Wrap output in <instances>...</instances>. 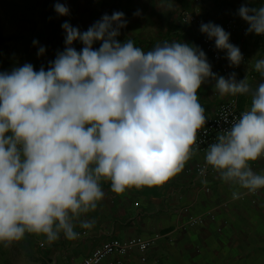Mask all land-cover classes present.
<instances>
[{
  "label": "clouds",
  "instance_id": "9594fccd",
  "mask_svg": "<svg viewBox=\"0 0 264 264\" xmlns=\"http://www.w3.org/2000/svg\"><path fill=\"white\" fill-rule=\"evenodd\" d=\"M54 8L70 15L59 0ZM237 14L248 33L264 36V3L242 4ZM127 24L122 11L105 13L87 30L64 21L65 48L47 68L24 63L0 72V245L26 234L74 240L77 224L93 226L84 217L105 196L102 180L121 194L182 172L206 131L198 95L204 84L251 103L230 121L224 115L230 126L207 146L201 174L211 166L234 199L264 190V172L252 167L264 158V81L253 87L248 75L215 73L206 52L185 41L145 51L131 38L118 39ZM200 29L226 51L230 66L245 62L221 25L202 22ZM33 44L45 54L38 40ZM253 67L264 76V58Z\"/></svg>",
  "mask_w": 264,
  "mask_h": 264
},
{
  "label": "crops",
  "instance_id": "0c3cea01",
  "mask_svg": "<svg viewBox=\"0 0 264 264\" xmlns=\"http://www.w3.org/2000/svg\"><path fill=\"white\" fill-rule=\"evenodd\" d=\"M81 1L72 0L70 16L60 15L56 21L67 19L82 29L105 13L110 15L113 6L112 0H87L89 11L85 18L78 14ZM210 6V0H123L119 11L125 13L128 24L118 39L131 38L145 51L165 40L185 41L202 48V37L207 34L200 25L210 20ZM138 10L140 14L134 15ZM187 15L196 16L198 22L184 21ZM37 20L40 45L46 47V52L38 55V48L34 47L22 55L36 70L42 65L47 68L48 62L55 59L52 55L59 50V46L48 47L51 31L41 18ZM230 39L240 44L245 38L231 33ZM252 43L240 47L245 62L233 66V72L238 79L248 75L249 82L256 87L264 76L253 65L255 59L264 58V46L257 44L255 37ZM10 48L9 53L15 57L16 46ZM207 57L213 71L226 76L223 67L230 64L226 52L221 61ZM198 95L208 119L226 102H234L241 110L251 103L246 95L222 97L214 92L212 84L202 85ZM203 157L201 152L193 155L182 172L163 184L133 186L121 194L111 190L110 181L102 180L105 196L97 209L84 217L94 221L91 228H80L77 224L76 230L81 233L78 238L69 240L61 234L60 239L51 243L43 235L26 234L7 247L0 245V264H80L105 242H126L134 237L148 239L155 234L162 237L147 252V260L141 261L137 251L129 264H264V190L234 199L232 186L223 182L212 168L204 177L196 174V166ZM252 167L264 172V158L252 162ZM192 220L196 224L191 225ZM109 259L101 264H108Z\"/></svg>",
  "mask_w": 264,
  "mask_h": 264
},
{
  "label": "built area",
  "instance_id": "2783aa9c",
  "mask_svg": "<svg viewBox=\"0 0 264 264\" xmlns=\"http://www.w3.org/2000/svg\"><path fill=\"white\" fill-rule=\"evenodd\" d=\"M183 20L192 23L198 22L197 17L194 15L184 16ZM247 28L248 26L245 25V23L242 22L238 23L233 18H228L227 22L225 23L226 31H228L229 33H239L243 37L249 36V33L246 31ZM201 41H202V49L206 52L207 55H210L216 61H221L223 59V56L226 51L218 49L215 46L214 40L209 39L207 35H204ZM234 44L239 46L237 43ZM223 72L226 76H228L230 73L233 72V66H230V64H226L223 67ZM242 111L243 110L239 109L234 102H226L222 104L216 110L214 115L208 119V122L205 125L206 131L201 130L198 133V143L200 145L199 152L205 155L207 146L215 141L217 135L220 134L221 129L230 126V124L224 123L223 117L225 114H228L230 121L235 116H239ZM203 166H204V157L202 161L197 164L195 169L196 174L200 177L206 176L211 170V166H208L207 172L201 174V168ZM194 224H196V220L191 221V225ZM161 237L162 236L160 234H155L154 236L148 239L142 237H134L126 242H121L119 240H111L96 247L94 251L90 255L86 256L80 264H101L103 261H106L109 258L112 259H109L108 264H129V259L131 258L133 253L137 251L140 254L141 261H146L147 252L157 243V241Z\"/></svg>",
  "mask_w": 264,
  "mask_h": 264
},
{
  "label": "rangeland",
  "instance_id": "374dc122",
  "mask_svg": "<svg viewBox=\"0 0 264 264\" xmlns=\"http://www.w3.org/2000/svg\"><path fill=\"white\" fill-rule=\"evenodd\" d=\"M39 1L0 0V72H10L18 65L29 63L28 58H23L24 56L22 57V55L34 47H39L33 44L34 40H38L39 44L41 43V31L37 28L39 23L37 18H40ZM71 2L72 0H64V4L70 9ZM80 3L78 14L86 18V14L89 11L88 2L87 0H82ZM183 10L185 8L181 12ZM244 38V40L239 42L240 44L236 42L241 48L242 46H251L253 44L252 39L254 36H250L248 39L247 37ZM261 43L264 46V41ZM12 45L16 46L18 51L15 57L9 53Z\"/></svg>",
  "mask_w": 264,
  "mask_h": 264
},
{
  "label": "trees",
  "instance_id": "16d2710c",
  "mask_svg": "<svg viewBox=\"0 0 264 264\" xmlns=\"http://www.w3.org/2000/svg\"><path fill=\"white\" fill-rule=\"evenodd\" d=\"M122 1L123 0H112L113 6L111 7L110 15L114 11H119V8H122ZM203 1V0H202ZM211 6L208 10V16L209 19H206V21L214 22L218 25H221L225 29V23L227 22L228 18L235 19L238 23L242 22L245 23V25L248 26L247 22L243 20L237 13L238 9L242 4H249V6H260L262 3H264V0H210ZM57 2V0H40L39 6H40V18L41 21L44 22L50 29L51 33L47 40L48 47L53 46L57 47L59 46L58 51H62L65 48V30L62 28V24L64 21H67V19H63L62 22H57L56 19L60 17L61 14L57 13L54 5ZM59 2L62 3V0H59ZM88 27H83L81 30H87ZM226 30V29H225ZM238 35L242 36L238 33ZM254 36L256 39H258V43L260 44L262 41H264V37L261 35H256L255 33H249V36ZM247 37V38H248ZM260 40V42H259ZM53 44V45H52ZM74 46L77 48V50H80L83 45L77 41ZM57 51V52H58ZM57 52H55L52 57H56ZM39 70V69H38Z\"/></svg>",
  "mask_w": 264,
  "mask_h": 264
}]
</instances>
